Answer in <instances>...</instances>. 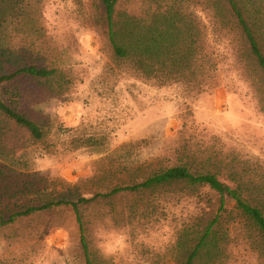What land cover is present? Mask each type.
I'll return each mask as SVG.
<instances>
[{
	"label": "rangeland",
	"instance_id": "1",
	"mask_svg": "<svg viewBox=\"0 0 264 264\" xmlns=\"http://www.w3.org/2000/svg\"><path fill=\"white\" fill-rule=\"evenodd\" d=\"M172 3L197 34V56L177 73L156 55L146 75L142 62L115 56L97 0H0V49L63 73V87L23 83L26 95L17 107L47 121L41 143L13 126L0 127V211L16 208L5 191H25L24 180L41 191L30 195L33 203L60 194L92 197L176 163L182 151L219 169L228 183V171H238L264 189V94L256 71L235 53L238 36L228 35L227 49L219 46L218 67L208 78L203 51L216 35H203V0H121L117 11L148 24ZM174 43L186 51L189 37L182 33ZM207 78L212 87L205 86ZM5 89L0 86V95ZM204 191L177 186L157 199L121 193L82 206L95 262L181 264L179 231L205 222L218 206L214 197L207 209L211 194ZM237 222L228 224L229 242L213 264H264L259 239ZM0 264H86L72 208L0 226Z\"/></svg>",
	"mask_w": 264,
	"mask_h": 264
},
{
	"label": "trees",
	"instance_id": "2",
	"mask_svg": "<svg viewBox=\"0 0 264 264\" xmlns=\"http://www.w3.org/2000/svg\"><path fill=\"white\" fill-rule=\"evenodd\" d=\"M9 1L1 0L3 3ZM120 1L97 0L108 24L109 41L116 57L142 62L146 75L151 74L156 55L163 57L162 64L165 66L169 60L171 68L177 73L183 72L184 67H189L190 59L197 56V34L193 32L194 28L186 24L179 7L172 3L167 6V10L155 13V19L152 18L150 23L141 24L142 21L134 13L117 11ZM203 5L206 15L203 35H216L215 38L212 37L215 45L211 46L207 41L208 47L203 51L207 77L210 78V72L218 67L221 54L219 46L227 49L222 43L228 39V35H237L240 44L237 45L235 53L239 59L247 60L256 71L264 94V0H203ZM182 33L189 37V48L183 52L174 49V42ZM21 60V56L12 51L0 49V86L6 88L0 95V127L13 126L26 132L32 143H41L48 134L47 121L31 117L17 107L26 95L23 83L34 81L38 84L48 83L51 88L63 87V73L62 69L55 66L37 65ZM208 78L205 82L207 88L213 85ZM207 166L195 159L191 160L182 151L177 155L176 163L160 165L133 183L117 185L108 192L96 193L92 197L60 194L38 203H33V198H30V195L41 192L35 191V181L24 180L22 187L25 191H15L11 195V191H5L9 199L14 200L16 208L8 212L0 211V226L12 224L35 213L64 206L71 207L78 222L85 263L97 264L90 251L82 206L121 193H134L138 196L148 194L156 196L157 199L160 193L180 186L189 190H207L204 192L211 194V197L206 198L208 210L213 198L218 199L217 209L206 215L205 222L185 226L179 231L176 247L184 253L181 264H213L217 261L229 242L231 225L228 224H231V220L234 224L238 223L237 218L247 225L264 247L263 187L256 190L258 186L253 178L238 171H228L231 182L228 183L220 179L222 172L219 169H210ZM0 167L4 170V165ZM230 202L233 203L232 210L228 207Z\"/></svg>",
	"mask_w": 264,
	"mask_h": 264
}]
</instances>
